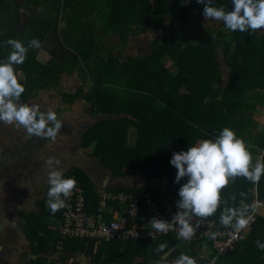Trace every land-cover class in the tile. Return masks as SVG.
<instances>
[{
    "label": "trees",
    "instance_id": "obj_1",
    "mask_svg": "<svg viewBox=\"0 0 264 264\" xmlns=\"http://www.w3.org/2000/svg\"><path fill=\"white\" fill-rule=\"evenodd\" d=\"M77 1L57 0V15L32 19L25 35V47L32 39H38L41 47L30 48L24 63L15 66L18 82L25 88L19 102L29 105L33 88L44 90L57 84L63 72L77 68L82 81L91 80L94 85L90 91L80 86L75 93H64L62 101L72 104L82 99L92 104L95 114L116 116L97 122L85 133L83 147L95 143L93 156L116 177L140 176L149 182L166 179L165 190L177 206L178 190L187 182V177L179 184L174 183L177 170L170 163L173 153L186 151L197 141H215L224 128H229L241 109L240 102L264 106V32H233L223 27L216 37L207 36L201 43L192 44L185 39L184 32L193 14L203 16V5L197 0H190L186 5L182 4L183 0H101L104 24L100 35L92 36L88 31L87 39L82 33L76 42L77 48L70 50L60 41L56 26L59 13ZM83 1V9L90 10L92 4ZM212 6L232 10L231 0H214ZM74 20L80 23V19ZM165 20H169L171 30L151 43L150 52L128 57L123 62L116 56V48L128 40L129 34L138 36L160 29ZM46 43L53 47L47 50ZM42 49L51 55L46 64L37 60ZM8 50L0 48V54L5 55ZM167 57L172 60L173 69L163 64ZM113 84L125 85L130 91L119 96L112 91ZM133 129L136 137L131 145L129 130ZM258 150L263 151L261 163H264V135L256 146L249 148L251 153ZM64 178L75 179L84 189L89 210L98 208L99 189L83 170L72 168ZM257 186L259 198L264 201V174ZM106 190L163 196L151 183L135 190L118 185ZM253 192L254 183L243 176L229 178L220 192L216 212L207 218L220 221L221 214L230 208L239 214L244 211L242 205L248 206L246 217L254 208ZM62 212L61 208L53 214L50 208L42 206L39 214L27 217L24 233L37 257L30 260L31 264H49L45 256L49 255L52 250L49 245L53 243L62 246L66 254L58 259L71 262L67 256L81 253L87 260L82 261L85 264L137 261L152 264L168 254L179 258L183 253L193 259L196 255V243H181L172 236L137 243L63 239L58 230ZM257 241L264 244V215L256 218L246 240L221 257L217 264H264V250L257 247ZM162 243L168 247L165 252L157 253L156 248Z\"/></svg>",
    "mask_w": 264,
    "mask_h": 264
},
{
    "label": "clouds",
    "instance_id": "obj_2",
    "mask_svg": "<svg viewBox=\"0 0 264 264\" xmlns=\"http://www.w3.org/2000/svg\"><path fill=\"white\" fill-rule=\"evenodd\" d=\"M189 2L190 0H183L182 4ZM213 2L214 0H197V3L203 5L205 20L223 22L224 27L233 32H255L264 28V0H231V11H226L223 6L214 7ZM6 44L11 46V51L6 61L0 62V122L23 128L29 136L55 141L61 128L56 113L51 110L42 113L36 105L17 103L25 88L18 82L15 66L24 63L30 48H40V41L32 39L28 41L27 47L20 40L14 39H9ZM170 163L177 170L174 183L179 184L187 177V182L178 190L179 198L176 202L177 207L183 211L174 216L180 226L178 237L184 240H189L194 235V228L189 223L191 216L207 218L216 212L220 204V192L228 184L229 178L243 176L257 183L264 174V163L257 162L254 169L250 170L251 153L244 141L238 139L228 128H224L215 141L202 140L186 151L173 153ZM57 164L59 161L55 157H49L45 161L46 183L49 185L46 193L47 206L53 214L65 206V200L70 197L77 184L75 179H65L63 172L54 167ZM242 208L244 211L239 214L236 209H227L226 214H221L220 223L236 230L246 226L248 220L245 212L248 206L242 205ZM149 225L158 233H166L172 227L169 222L156 218H152ZM256 244L264 250V244L259 241ZM167 247L166 243H162L156 248V252H165ZM174 264H196V261L181 253Z\"/></svg>",
    "mask_w": 264,
    "mask_h": 264
},
{
    "label": "rangeland",
    "instance_id": "obj_3",
    "mask_svg": "<svg viewBox=\"0 0 264 264\" xmlns=\"http://www.w3.org/2000/svg\"><path fill=\"white\" fill-rule=\"evenodd\" d=\"M88 1L92 4L90 10H84V1L78 0L66 10L61 12L59 11L60 13L58 15L56 33L58 34L60 41L64 43V45L70 50L77 48L76 42H78V37H82V33L84 35L86 34V38L89 39V35L87 34L88 31H90L92 36L97 37L100 35L101 29L103 28L104 22L101 17V0ZM54 3L57 5V0L54 1ZM215 4L216 6L219 5L218 2H215ZM55 5L54 7L50 8L48 12L57 15L58 11L57 9L55 10ZM74 19H80V23L77 24V21ZM223 27V22L208 21L205 20L203 16H197L193 14L191 16V23L184 32V37L189 43L199 44L207 36L216 37L218 31ZM170 30V22L169 20H165L163 27L160 29L150 30L145 34H140L138 36L129 34L128 40L124 42L121 47L116 48L115 54L123 62L128 57H134L138 54L148 53L150 52L151 43L156 39L163 38V36ZM261 31L264 30L261 29ZM52 47L53 46H51V44H45V48L47 50L51 49ZM219 52L220 58H222V49H220ZM38 58L42 63H46L50 60L51 55L45 49H42L37 56V59ZM163 64L166 67L172 68L173 62L167 57L163 60ZM223 70L224 72L227 71L225 67ZM93 85L94 84L91 80L83 82L79 76V70L77 68L71 67L69 70H66L60 75L57 84H52L44 90H39L36 87L33 88L34 91H32L33 95L29 99V105L38 106L39 111L42 113H46L49 110L55 112L57 119L59 120L60 118L59 121L61 122V128L66 125L65 123H68L70 127L63 128L62 130L60 128L57 136L65 137L69 143H61L57 136L55 143H50L51 138H41L34 135L29 136L26 130L23 128H17L15 125H7L4 122H0V140L3 139L4 142L11 141V139L16 141L14 146L13 144H0L2 152V157L0 156V164L5 161L4 166H7L8 164L9 167H15L17 169L26 168L27 170L30 169V171L31 169H34V171L31 172L30 177L33 175L35 178L42 180V178H47V172L45 171V161L49 157L56 158L60 156V161L58 160L59 164L54 165V167H56L58 170L63 165V154L69 153V150L61 151V149L66 150L69 148V146L72 147L76 145L78 147V157L80 159L83 157V154L86 155V153L89 151V148H91L94 152L95 143L91 144L87 151L82 145L83 135L95 125V120L99 119H96L97 117L93 113L92 104L86 103L81 99L76 100L72 104H68L63 102L61 98L62 94L64 93H75L80 86L84 87L85 91H90ZM110 87L113 88L112 91L119 96H124L130 91V89L126 88L125 85L113 84ZM17 103L22 104V102ZM240 105L241 109L237 112V115L231 122L228 129L232 130L238 139L244 141L249 151V148L256 146L264 135V106L246 101L240 102ZM67 117L68 119H66ZM110 118H116V116H104L102 119L109 120ZM66 120L68 121L65 122ZM129 132V142L131 145H133L135 142L136 130H129ZM14 138H17V140ZM198 142L199 141H197L194 145L197 146ZM46 153H48V155H46ZM73 153H77L76 148L72 149V154ZM262 153L263 151L260 150H258L257 153H251L252 164L250 169H254L257 162H262ZM7 159L13 160L9 164ZM77 161L79 160L77 159ZM108 171L111 174V177L106 181L109 185H118L130 190H135L138 188H143L147 184L151 183L155 189H158L162 192L161 194L163 196H170L165 190V186L167 184L166 179H159L149 182L140 176L116 177L111 170L108 169ZM123 171H125V168ZM96 187L99 190L107 188L105 186L98 187V184H96ZM243 199H245V197ZM238 200H241V198H238ZM260 213H264V205L260 208ZM56 245L57 244L55 243L49 245L52 250H50L48 256H45L48 258V260L51 258H63L66 255L63 253L62 246ZM17 252L15 255L16 258H21L18 261L16 260L17 264H23L25 260L27 262L25 261L24 264H30L29 256H24V254L21 256ZM67 258H69L68 260L71 262H82L86 260L81 253L74 256H67Z\"/></svg>",
    "mask_w": 264,
    "mask_h": 264
},
{
    "label": "built area",
    "instance_id": "obj_4",
    "mask_svg": "<svg viewBox=\"0 0 264 264\" xmlns=\"http://www.w3.org/2000/svg\"><path fill=\"white\" fill-rule=\"evenodd\" d=\"M258 182L254 183L252 195L253 211L245 218L248 223L236 230L225 227L215 218H201L191 216L189 223L194 228V235L189 240L178 237L179 225L174 220L177 212L183 211L173 205L170 197L157 196L146 193L140 196L135 193L113 192L100 189L98 208L88 209L84 189L77 183L70 197L65 200L62 208V221L58 227L59 235L63 239H80L110 243L158 241L163 237L172 236L181 243H196L197 264H217L242 241L246 240L256 218L261 215L260 208L264 201L259 198ZM250 217V219H249ZM152 218L169 222L172 227L166 233H158L149 225ZM199 224L197 228L196 225ZM235 224V223H233ZM178 259L166 255L152 264H174ZM49 264H74L58 258L49 259ZM85 264V263H83ZM134 264H142L135 262Z\"/></svg>",
    "mask_w": 264,
    "mask_h": 264
},
{
    "label": "crops",
    "instance_id": "obj_5",
    "mask_svg": "<svg viewBox=\"0 0 264 264\" xmlns=\"http://www.w3.org/2000/svg\"><path fill=\"white\" fill-rule=\"evenodd\" d=\"M54 1L56 0H0V48H6L11 51V46L7 45L6 42L9 39L16 40L15 34L18 35L17 40H20L25 45V35L29 31L32 19L38 16L53 15V13H49L48 10L54 7ZM262 29L264 30V28ZM259 31L264 32L261 31V29H259ZM9 50L5 55L0 54V62L6 61L10 53ZM37 60L42 63L39 58ZM94 115L97 117L96 119L99 118L95 120L94 124L103 120L102 118L104 116H110L102 114L97 115L95 113ZM66 119H68V117ZM67 121L68 120L65 122ZM65 124L63 128L70 127L68 123ZM63 128H61V130ZM57 137L61 143H69L65 137ZM14 139L17 140V138ZM55 141L51 139L50 143H55ZM15 142L16 141L12 139L6 142H4L3 139L0 140V144L4 145L13 144L14 146V144H16ZM73 148L77 149L76 154H72ZM87 149L88 148H86V151ZM67 150H69V153L63 154V165L59 169L63 172V176L70 169L79 168L83 170L94 183L98 184V187L105 186L108 188L112 186L106 182L108 178L111 177L108 168L104 167L100 163V160L93 156L91 148H89L86 155L83 154L81 159L78 157L79 151L76 145L72 147L69 146L66 150L61 149V151ZM46 155H48V153H46ZM0 156L2 157L1 148ZM77 159L79 161H77ZM7 160L10 164L13 159ZM56 160L60 161V156L56 157ZM4 163L5 161L0 164L3 165L0 166V264H17L16 262L21 259L16 258L15 255L17 251L21 256L22 254H24V256H29V261L36 258V256L33 255L32 244L24 233V225L29 215L39 214L41 212L42 206L45 209L49 208L47 206V201L44 202L47 197L46 193L49 185L46 183L47 178H42V180H40L33 175L30 177L34 169H31V171L26 168L17 169L15 167H9L8 164L4 166ZM261 215L263 216L264 213H261ZM29 263L31 264V261Z\"/></svg>",
    "mask_w": 264,
    "mask_h": 264
}]
</instances>
